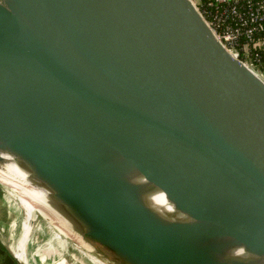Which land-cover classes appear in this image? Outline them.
Wrapping results in <instances>:
<instances>
[{
    "label": "water",
    "instance_id": "95a60500",
    "mask_svg": "<svg viewBox=\"0 0 264 264\" xmlns=\"http://www.w3.org/2000/svg\"><path fill=\"white\" fill-rule=\"evenodd\" d=\"M4 3L0 151L89 251L222 264L244 245L264 258V80L190 0ZM156 190L187 219L150 207Z\"/></svg>",
    "mask_w": 264,
    "mask_h": 264
},
{
    "label": "bare ground",
    "instance_id": "6f19581e",
    "mask_svg": "<svg viewBox=\"0 0 264 264\" xmlns=\"http://www.w3.org/2000/svg\"><path fill=\"white\" fill-rule=\"evenodd\" d=\"M0 156L2 158V162L0 163V182L10 186L12 190L10 195L13 197L15 196L17 202L16 205L12 206V212L14 214H18V210L20 209L23 213V219L20 223V233L17 237H15L11 251L16 256V258H18L21 264H43L45 261H51L53 264H68L63 258L64 256H62V249H65L67 245L66 242L62 241L63 239H61L60 235L64 234L65 232L63 233L60 230L54 232L52 230L51 233L48 234L49 231L47 228L49 227L44 228L41 226L39 228L37 227V229H34L33 226L34 220L37 216L36 212L44 215V217L48 216L45 215L43 211L41 212L38 210L36 207L37 204L40 206L42 204L47 206L46 199L48 196V191H46L43 186H39L30 179V176H28V174L23 169H21L19 163H17L18 160L14 155L5 151H0ZM160 191L162 190H156L149 193L147 197L148 203L161 213L175 214L167 200L165 203L160 205L153 204L150 201L149 197L159 193ZM63 224L65 226L68 225L65 221H63ZM33 232L35 233V236L33 235ZM40 240H43V242L38 243ZM55 241L58 242L60 247L59 249H56L53 246ZM81 244L88 251L93 249L87 243L81 241ZM32 246L34 247V251L29 252L28 249ZM73 251L80 255L84 261V264H110L103 261L102 259H99L98 257L89 254L88 252L83 253L77 249H73ZM74 252H72L73 256L77 262H80V258L75 256ZM76 257H78V259ZM108 257L110 258V256Z\"/></svg>",
    "mask_w": 264,
    "mask_h": 264
},
{
    "label": "built area",
    "instance_id": "2783aa9c",
    "mask_svg": "<svg viewBox=\"0 0 264 264\" xmlns=\"http://www.w3.org/2000/svg\"><path fill=\"white\" fill-rule=\"evenodd\" d=\"M230 55L264 80V0H190Z\"/></svg>",
    "mask_w": 264,
    "mask_h": 264
},
{
    "label": "rangeland",
    "instance_id": "374dc122",
    "mask_svg": "<svg viewBox=\"0 0 264 264\" xmlns=\"http://www.w3.org/2000/svg\"><path fill=\"white\" fill-rule=\"evenodd\" d=\"M11 193L12 190L10 186L0 183V244L4 245L10 250L14 244L15 237H17L20 233V223L23 219V213L20 209L18 210V214H14L12 212L11 208L13 205H16L17 202L15 196L13 197L10 195ZM36 207L39 210L43 211L48 216L44 217V215L42 216L39 213H36L37 216L34 220L35 225L33 224L34 229L43 226L44 228L49 227L47 228L49 231L48 234H50L52 230L54 232H57V230H60L63 233L65 232L64 234H60V235H61V239H63L62 241L66 242L67 245L65 249H62V256H64L63 258L68 264H81V263L84 264V261L82 260L80 255L78 253L76 254L73 251V249H77L83 253L88 252L89 254L104 260V258L99 256L98 254L85 249V247L81 244V241L84 242V239L78 234V232H76V230L74 231L73 229L63 224V221L66 220L67 216L63 214V212H61L58 208L54 209L48 205L44 206L43 204L41 206L37 204ZM33 235L35 236V233ZM43 240H40L38 243L43 242ZM53 246L56 249L60 248L58 242L56 241L53 243ZM33 248L34 247L32 246L31 248L28 249V251L33 252L34 251ZM72 252L75 253V256H78L80 258L79 259L80 262L76 261ZM78 257L76 258L78 259ZM43 264H53V263L51 261H45Z\"/></svg>",
    "mask_w": 264,
    "mask_h": 264
},
{
    "label": "clouds",
    "instance_id": "9594fccd",
    "mask_svg": "<svg viewBox=\"0 0 264 264\" xmlns=\"http://www.w3.org/2000/svg\"><path fill=\"white\" fill-rule=\"evenodd\" d=\"M0 7L6 8L4 0H0ZM146 182H147V178L144 175H141L138 178L133 177L130 180V183H146ZM149 199L153 204L156 205L163 204L167 200L171 208L178 213V217H177L178 219L180 220L187 219L185 213L177 211L175 205L172 202H170V200L167 197V194L164 191H160L159 193H156L155 195L149 197ZM149 206L151 207V204ZM240 257H243V259H240ZM221 259H222V264H257V262L258 264H264V258H261L256 254L248 252L244 245H238L230 248Z\"/></svg>",
    "mask_w": 264,
    "mask_h": 264
},
{
    "label": "crops",
    "instance_id": "0c3cea01",
    "mask_svg": "<svg viewBox=\"0 0 264 264\" xmlns=\"http://www.w3.org/2000/svg\"><path fill=\"white\" fill-rule=\"evenodd\" d=\"M0 264H18L9 248L0 244Z\"/></svg>",
    "mask_w": 264,
    "mask_h": 264
}]
</instances>
